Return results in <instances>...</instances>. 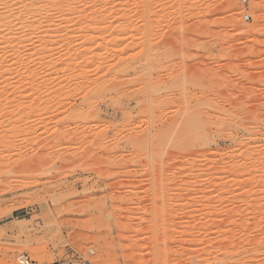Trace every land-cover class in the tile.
<instances>
[{"label":"rangeland","instance_id":"rangeland-1","mask_svg":"<svg viewBox=\"0 0 264 264\" xmlns=\"http://www.w3.org/2000/svg\"><path fill=\"white\" fill-rule=\"evenodd\" d=\"M20 1L0 0V264H264V0H144L149 24L70 0L35 25Z\"/></svg>","mask_w":264,"mask_h":264},{"label":"bare ground","instance_id":"bare-ground-1","mask_svg":"<svg viewBox=\"0 0 264 264\" xmlns=\"http://www.w3.org/2000/svg\"><path fill=\"white\" fill-rule=\"evenodd\" d=\"M28 1H30V2H27V3L23 2V4H22L23 6H21V7H23L22 12H23V16L25 18L24 20L27 23H30V25L31 24L35 25L36 23H39L40 19L37 18L38 17L37 14H39V13L41 14L42 12H44V13L48 14V16L49 15H53L54 16V14L57 15L58 12H61V11H64V10L68 11L69 8H72V7H70V4H71L70 0H28ZM25 2H26V0H25ZM94 2H95V6L98 8V7H104L103 5L108 4L109 1L106 2L105 0H93V3ZM143 4H144V0L141 1V2H138V0H119V3L116 5L117 7L114 8V9L116 11H119L120 13H122L121 19H123V20H125V19H127V20H135L136 19V20H140L141 22H144L145 24H149V23H151L153 21V17H151V15H149L150 17L149 16H140V17H138L137 15L130 16V12H131V9H133L132 8L133 6H135L137 8L139 6H142ZM20 5H21V3H20ZM71 5H73V4H71ZM74 8H76V7H74ZM76 10L79 11V9H76ZM98 10H100V8ZM50 17H49V19H50ZM46 18H48V17H46ZM183 31H184V29H183ZM184 33H185V31H184ZM193 162H195V160ZM95 222H96L95 218L94 217L91 218L90 224H94ZM138 264H141V263H138Z\"/></svg>","mask_w":264,"mask_h":264},{"label":"built area","instance_id":"built-area-1","mask_svg":"<svg viewBox=\"0 0 264 264\" xmlns=\"http://www.w3.org/2000/svg\"><path fill=\"white\" fill-rule=\"evenodd\" d=\"M245 20L248 21L249 20V17L246 16L245 17ZM19 261H20V264H33V262L27 256L20 257Z\"/></svg>","mask_w":264,"mask_h":264}]
</instances>
